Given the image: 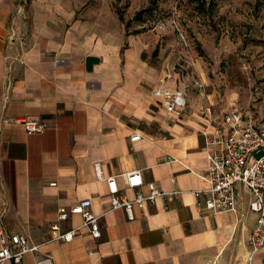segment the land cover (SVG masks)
<instances>
[{"label": "crops", "instance_id": "crops-1", "mask_svg": "<svg viewBox=\"0 0 264 264\" xmlns=\"http://www.w3.org/2000/svg\"><path fill=\"white\" fill-rule=\"evenodd\" d=\"M75 15L63 0H0V224L37 246L20 264H264V251L247 248L256 217L241 186L233 213L196 207L192 193L206 188L207 170L199 107L182 122L168 119L136 52L121 53L115 36ZM27 118L46 128L27 134L18 123ZM156 120L158 130L141 129ZM134 134L141 139L131 142ZM133 171L181 196L134 209L133 221L109 212L106 179L132 199L122 176ZM82 200L99 217L100 239L81 230L69 243L55 240L50 225H81L78 215L58 221V210Z\"/></svg>", "mask_w": 264, "mask_h": 264}, {"label": "rangeland", "instance_id": "rangeland-1", "mask_svg": "<svg viewBox=\"0 0 264 264\" xmlns=\"http://www.w3.org/2000/svg\"><path fill=\"white\" fill-rule=\"evenodd\" d=\"M63 1L76 20L115 36L121 53L136 52L157 83L174 69L191 107L264 113V0Z\"/></svg>", "mask_w": 264, "mask_h": 264}, {"label": "built area", "instance_id": "built-area-1", "mask_svg": "<svg viewBox=\"0 0 264 264\" xmlns=\"http://www.w3.org/2000/svg\"><path fill=\"white\" fill-rule=\"evenodd\" d=\"M174 69L158 80L151 92L154 105L165 116L177 123L193 117L186 90L174 81ZM203 121L199 132L205 154L207 170L203 177L206 188L194 191L196 207L210 214L233 213L236 211V186H241L249 195L248 211L255 215V224L248 240L249 254L264 251V113L257 116L236 105L217 114L210 105L198 109ZM27 134L41 133L46 125L39 119L27 118L18 122ZM141 139L140 134L130 137L131 142ZM99 175V174H98ZM124 187L134 191L128 199L121 192L115 177L106 179L109 194V212L121 210L128 221L134 220V209L143 210L157 200L164 203L178 199L181 191L165 192L155 183H144L141 171L122 176ZM55 183H51L53 186ZM146 189V193L142 189ZM90 201L82 200L65 209L58 210V221H65L70 215H78L81 225L67 232H61L58 224L50 225L54 239L71 242L85 230L93 240L101 237L99 217L90 211ZM4 211L0 210V217ZM37 246L23 234L4 231L0 224V264L11 261L20 264L28 253H36ZM92 254V252H89ZM35 264H51L48 257Z\"/></svg>", "mask_w": 264, "mask_h": 264}, {"label": "trees", "instance_id": "trees-1", "mask_svg": "<svg viewBox=\"0 0 264 264\" xmlns=\"http://www.w3.org/2000/svg\"><path fill=\"white\" fill-rule=\"evenodd\" d=\"M95 62H97V61L95 60Z\"/></svg>", "mask_w": 264, "mask_h": 264}]
</instances>
